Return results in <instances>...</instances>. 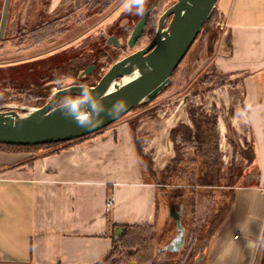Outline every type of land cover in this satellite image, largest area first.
Instances as JSON below:
<instances>
[{"label": "crops", "instance_id": "0c3cea01", "mask_svg": "<svg viewBox=\"0 0 264 264\" xmlns=\"http://www.w3.org/2000/svg\"><path fill=\"white\" fill-rule=\"evenodd\" d=\"M88 4L89 0H0V41L6 55L13 46L28 60L41 56V42L28 45L23 40L42 30H72L73 16ZM216 9L224 19V34L215 67L227 82L208 92L210 105L219 113L221 146L227 144L231 129L254 160L248 163L243 157L247 165L232 188L231 209L208 243L206 264H253L264 229V0H218ZM26 30L33 32L25 37L20 32ZM79 40L63 43L60 50ZM190 97L188 93L181 98L174 114L143 148L156 174L174 157L170 132ZM131 122L119 121L57 146L56 152L30 163L25 153L0 152V264H96L124 226L157 227L173 220L171 207L165 212L164 206L178 198L147 180L136 145L138 128L133 130ZM110 200L113 205L108 207ZM183 205L175 208L181 224ZM263 247L264 240L259 256Z\"/></svg>", "mask_w": 264, "mask_h": 264}, {"label": "rangeland", "instance_id": "374dc122", "mask_svg": "<svg viewBox=\"0 0 264 264\" xmlns=\"http://www.w3.org/2000/svg\"><path fill=\"white\" fill-rule=\"evenodd\" d=\"M176 2L177 0H147L145 14L139 16L135 15L134 11L130 13L124 9V0H89L87 9L74 15L72 22L69 23L70 27H73L72 30L68 31L65 30V27H61L58 30L36 31L40 33H38L39 36L36 34L35 38L30 36L24 39L23 41L28 43V45L39 44V42L44 45L41 48L37 46V51L41 56L37 58L29 57V60L23 55L16 54V48L13 46L9 49L12 54L10 53L7 56V49L2 47V41H0V107H14L22 113L25 109L43 107L47 103L50 95L60 90L63 86L68 87L74 84L89 87L96 86L111 68L112 61L110 59H102L100 70L98 69L96 74L93 73L94 66H89L84 73L77 75L76 80L59 77L56 73L52 74L54 73L53 69L69 61L71 58L78 56V54L81 55L84 53L87 57L92 58L99 57L98 52L108 46L107 39L111 36L117 37L124 48V51L121 50L123 57L120 60L147 47L155 36L160 18ZM223 24V17L215 9L208 26L212 31L218 32V40L214 45L213 52L210 53L208 51L209 37L203 36L193 45L181 63L177 73L171 79V84L168 89L147 107L130 112L120 120L130 119V121L135 122L134 127L136 129L138 128L136 131L137 142L143 148L152 138L153 134L162 128L161 124L168 121L174 114L181 98L185 94L189 93L191 95L187 108L176 126L170 132L172 134V131L176 130L173 137H176L177 147H181L182 139L185 137L184 135H187L186 128L189 127L194 131L189 114L190 111H197L199 115L209 117L214 116L216 113L217 118H219V113L213 108L215 106L210 105L213 99L212 95H209L208 92L210 89L217 88L227 82V78L219 73L215 67V54H217L218 50L217 45L224 34ZM32 32L26 30L20 33H25L24 36L26 37V35ZM82 36L84 37L83 40H79ZM77 40L80 42L66 50H60L63 43L75 42ZM49 41H54L56 44L51 47L47 46L46 44ZM92 47H96L97 52L92 51ZM57 49L58 52L53 55L47 53ZM61 102L60 105L67 103L65 101ZM221 143L219 137V166L222 178L220 184L222 188L194 189L187 185L159 187L166 193H169L172 198H178V200L170 199L169 205H163L165 212L168 211L169 207H174L178 211L180 210L181 204H184L182 227L185 243L179 251L180 256H178L181 264L191 254L195 240L212 219L216 205L222 200L225 202V205L229 203L233 195V190L227 184L229 183V178L233 175V171L238 169L243 172L247 165L243 155L244 153L250 154L248 151L249 147L247 145L242 146L238 135L233 130L228 131L227 144L225 143L221 146ZM56 148L57 146L51 149H44L42 152L37 149H29L25 152L13 151L10 153H25L29 155L27 162L30 163L42 154L49 153ZM1 149L0 152H6V150ZM191 155L192 152H188V157H191ZM178 156L179 154L174 148V157L170 164H174ZM146 157L147 159H152L150 155H146ZM161 175L162 173L156 174L155 178L147 175V180L151 178L155 183H158ZM156 179L158 180L157 182ZM196 202L201 204L200 207L197 206ZM197 209L200 210L197 212ZM211 212H213L212 215ZM162 224L160 223L158 224L159 226L155 227L158 236L155 247L146 250L132 246L134 244L131 238L134 235L133 232L123 242L117 244L118 254L115 258L116 261H120L121 264H164L168 259L167 253L159 254L157 251L159 249L165 251L167 245L176 240L180 233L177 231L173 220L168 221L165 225ZM124 230L122 228L121 234L113 240L112 247L114 242L118 241L123 235ZM262 250L264 252V247ZM131 253L133 254L132 256ZM200 255L198 254L193 259V264H205L204 256ZM260 257H262L261 254L258 257L257 264L260 261Z\"/></svg>", "mask_w": 264, "mask_h": 264}, {"label": "water", "instance_id": "95a60500", "mask_svg": "<svg viewBox=\"0 0 264 264\" xmlns=\"http://www.w3.org/2000/svg\"><path fill=\"white\" fill-rule=\"evenodd\" d=\"M218 0H177L159 20L153 40L111 66L94 87L73 85L52 93L41 108L19 112L14 107H0V145L36 147L80 140L96 134L127 116L135 108L155 101L171 84V79L184 61L203 27L216 9ZM107 45L120 48L118 38L111 36ZM88 87L100 111L81 127L71 110L70 102L61 104L65 97H76ZM125 101L127 107L118 116H109V110L118 111L114 105ZM187 97L181 108L186 105ZM92 101L82 104L88 111ZM99 120L102 122L98 123ZM180 235L165 251L179 252L185 243L180 214L170 209Z\"/></svg>", "mask_w": 264, "mask_h": 264}, {"label": "trees", "instance_id": "16d2710c", "mask_svg": "<svg viewBox=\"0 0 264 264\" xmlns=\"http://www.w3.org/2000/svg\"><path fill=\"white\" fill-rule=\"evenodd\" d=\"M213 15L214 13L210 17V19L207 21L200 35L195 41L196 43L203 36H206V37L208 36L209 37L208 51L210 53L213 52L214 45L218 40V32L212 31L208 27L212 20ZM91 50L96 51L97 48L92 47ZM121 50L124 51L122 44L120 48L106 46L104 50H101L98 52L99 57L97 58L87 57V55L84 53L81 55L78 54V56L71 58L69 61H66L65 63L53 69L54 73L52 74L56 73L59 77L76 80L77 75L79 73H84L89 66H94L93 73L96 74L98 72V69L100 70V64L102 62V59H106V58L108 60L110 59L112 61L111 65H113L117 61H119L120 58L123 57V55H121L122 54ZM177 71L178 69L176 70L174 75L177 73ZM64 88H67V87L63 86L61 89H64ZM72 98L73 97H65V100L63 101L68 103L71 101ZM67 99L69 100L67 101ZM148 105L139 106L135 108L132 112H134L137 109L147 107ZM189 114L191 116V121L194 126V131L189 127L186 128L187 135H184L185 137H183L182 139L181 147L179 146L177 147L176 137H173V134L176 133V130L172 131L171 139H172V142L174 143V148L176 152L179 154V156L177 160L174 162V164H170L162 172L159 182L156 184L164 186V187L172 186V185L174 186L187 185L194 189L222 188L220 184L222 182L221 181L222 178L220 175L221 169L219 166V160H220L219 158V131H218L217 114L215 113L214 116L212 117L205 116V115H199L197 111L196 112L190 111ZM197 116L199 117L197 118ZM131 126L134 129L135 122H132ZM72 142H75V141H72ZM72 142L61 143V144H50V145H43V146H36V147H19V146L0 145V148H2L3 150H6V152H13V151L25 152L26 150H29V149H37L40 152H42V150L44 149H51V148H54L55 146L66 145ZM136 145H137V150L139 154V159L141 161L143 169L150 177L155 178L156 174L152 170V161L150 159H147L146 155L143 152L142 145L139 142H137ZM56 151L54 149L50 151L49 153L42 154L41 156L51 154ZM188 152H192L191 157H188ZM243 157L248 161V163H252L254 160V157L248 153H244ZM242 176H243V172L236 169L235 171H233V175L229 178L228 180L229 183L227 184V186L234 188L238 184V182L241 180ZM157 181L158 180L156 179V182ZM231 199L229 203L226 205L223 200L220 201V203L216 205L212 219L207 223L202 233L195 240L193 244V248L191 249V254L187 257L186 261L183 264H193L192 261L198 256V254H201L204 256L205 264H206L208 243L210 239L212 238V236L214 235V233L216 232V230L224 222L229 210L231 209V206H232ZM123 228L125 229L123 235L119 238L118 241L114 242L111 251L98 264H121L120 261H116L115 259L118 254L117 244L119 242H123V240L131 236L133 232H134V235L131 238L134 244L132 246L138 249L149 250L151 247L153 248L155 247V245H157L156 241H158V236L155 231V227H152V226H124ZM157 253L159 254L167 253L168 259L164 264H181L178 259V256H180L179 252H176V253L167 252V251L165 252L159 249ZM132 255L133 254L131 253V256ZM261 255L262 257H260L259 259L260 261L258 264H264V252H262Z\"/></svg>", "mask_w": 264, "mask_h": 264}, {"label": "clouds", "instance_id": "9594fccd", "mask_svg": "<svg viewBox=\"0 0 264 264\" xmlns=\"http://www.w3.org/2000/svg\"><path fill=\"white\" fill-rule=\"evenodd\" d=\"M146 3L147 0H124L123 7L126 11L133 13L135 15L143 16L146 11ZM89 100L92 101L91 109L92 111H88L86 109H82L81 105L86 104ZM70 106L72 112L75 114V118L79 121V126L81 127H92V126H85L88 121L92 119L93 113H97L101 110L100 106L95 102V99L92 95V92L89 90L88 87L83 88V92L81 95L73 97L70 101ZM127 105L125 101L118 100L114 105L115 109L118 111H113L112 109L109 110V116L118 117L125 109ZM102 120L97 122L100 123Z\"/></svg>", "mask_w": 264, "mask_h": 264}, {"label": "built area", "instance_id": "2783aa9c", "mask_svg": "<svg viewBox=\"0 0 264 264\" xmlns=\"http://www.w3.org/2000/svg\"><path fill=\"white\" fill-rule=\"evenodd\" d=\"M113 205V201H109L108 202V204H107V206L108 207H111ZM262 237H261V239H260V241H259V249H260V246H261V244H262V242H263V240H264V229H263V232H262V235H261ZM237 238V237H236ZM259 249H258V251H257V255H256V257H255V259L253 260V264H257V260H258V257H259Z\"/></svg>", "mask_w": 264, "mask_h": 264}]
</instances>
